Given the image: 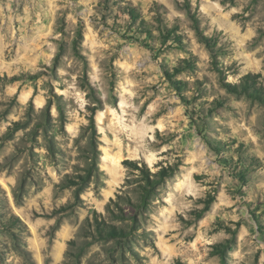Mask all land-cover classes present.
Returning a JSON list of instances; mask_svg holds the SVG:
<instances>
[{
	"label": "rangeland",
	"instance_id": "rangeland-1",
	"mask_svg": "<svg viewBox=\"0 0 264 264\" xmlns=\"http://www.w3.org/2000/svg\"><path fill=\"white\" fill-rule=\"evenodd\" d=\"M246 75L264 0H0V264H264Z\"/></svg>",
	"mask_w": 264,
	"mask_h": 264
},
{
	"label": "trees",
	"instance_id": "trees-1",
	"mask_svg": "<svg viewBox=\"0 0 264 264\" xmlns=\"http://www.w3.org/2000/svg\"><path fill=\"white\" fill-rule=\"evenodd\" d=\"M205 42H209L208 38H201ZM167 77L169 78V81L173 84V86L177 90H181L179 86L182 84L178 81L174 80V76L171 74H168V72H165ZM179 73V72H178ZM260 76L259 75H246L241 79L240 86H237L235 88L236 91H240V93H245L249 98L254 99V100H259L260 102L264 103V88L261 86L259 82ZM131 165H135L132 162H129ZM136 169L141 171V173L146 177L147 181V187H143V202H146L149 198V196L146 194L152 189H155L157 185L160 184V182L165 179L167 176L171 175L169 172L165 171H160L156 174H152L151 171L147 168L145 164L142 165V168H139V166L136 165ZM153 178V180L151 179ZM156 179V180H155ZM214 202L213 198L210 197L205 203H206V208L204 209V212L208 211L212 203ZM94 222L98 224V218L94 219ZM89 227L93 223L89 219L87 221ZM221 255H225V251L221 250L219 252Z\"/></svg>",
	"mask_w": 264,
	"mask_h": 264
},
{
	"label": "bare ground",
	"instance_id": "bare-ground-1",
	"mask_svg": "<svg viewBox=\"0 0 264 264\" xmlns=\"http://www.w3.org/2000/svg\"><path fill=\"white\" fill-rule=\"evenodd\" d=\"M150 161V160H149Z\"/></svg>",
	"mask_w": 264,
	"mask_h": 264
}]
</instances>
